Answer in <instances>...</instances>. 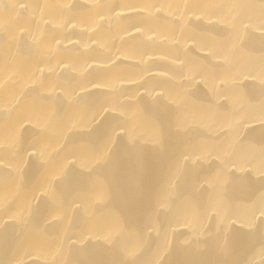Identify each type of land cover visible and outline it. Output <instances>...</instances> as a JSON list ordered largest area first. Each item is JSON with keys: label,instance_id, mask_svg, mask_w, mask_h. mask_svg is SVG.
I'll return each mask as SVG.
<instances>
[{"label": "bare ground", "instance_id": "bare-ground-1", "mask_svg": "<svg viewBox=\"0 0 264 264\" xmlns=\"http://www.w3.org/2000/svg\"><path fill=\"white\" fill-rule=\"evenodd\" d=\"M0 264H264V0H0Z\"/></svg>", "mask_w": 264, "mask_h": 264}]
</instances>
